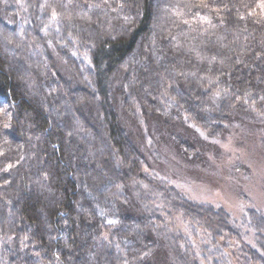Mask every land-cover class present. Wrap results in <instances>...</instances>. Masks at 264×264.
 Wrapping results in <instances>:
<instances>
[{
    "label": "trees",
    "instance_id": "1",
    "mask_svg": "<svg viewBox=\"0 0 264 264\" xmlns=\"http://www.w3.org/2000/svg\"><path fill=\"white\" fill-rule=\"evenodd\" d=\"M119 107L157 163L149 122L263 120L264 0H0V264H264V210L149 173Z\"/></svg>",
    "mask_w": 264,
    "mask_h": 264
},
{
    "label": "rangeland",
    "instance_id": "2",
    "mask_svg": "<svg viewBox=\"0 0 264 264\" xmlns=\"http://www.w3.org/2000/svg\"><path fill=\"white\" fill-rule=\"evenodd\" d=\"M54 55L59 70L66 72L59 54L54 52ZM119 116L145 157L149 173L168 182L191 201L221 207L235 220H239L246 209L264 210V119L244 113L233 116L220 141L186 130L180 124L165 127L149 122V134L163 158V162L157 163L148 154L139 129L127 119L121 108ZM170 136L192 148L191 161L183 158ZM174 225L188 235L189 226L179 217L174 219ZM197 236L199 241L203 240L202 236ZM151 261L154 264H175L163 252H157Z\"/></svg>",
    "mask_w": 264,
    "mask_h": 264
}]
</instances>
